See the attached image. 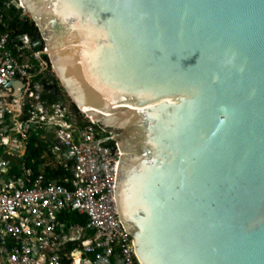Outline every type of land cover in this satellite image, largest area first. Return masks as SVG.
<instances>
[{"label":"water","instance_id":"1","mask_svg":"<svg viewBox=\"0 0 264 264\" xmlns=\"http://www.w3.org/2000/svg\"><path fill=\"white\" fill-rule=\"evenodd\" d=\"M25 2L74 103L120 132L141 264H264V0Z\"/></svg>","mask_w":264,"mask_h":264},{"label":"built area","instance_id":"2","mask_svg":"<svg viewBox=\"0 0 264 264\" xmlns=\"http://www.w3.org/2000/svg\"><path fill=\"white\" fill-rule=\"evenodd\" d=\"M35 48L30 35L0 34V264H110L115 254L121 264H141L116 201L120 146L83 110L81 126L68 108L44 101L35 78L50 66ZM19 79L27 83L21 97L8 88ZM36 128L56 135L54 152L69 172L65 184L36 176L24 161L21 149ZM12 152L23 163L22 176L10 173ZM64 212L87 215V228L63 221ZM88 231L97 235L86 238Z\"/></svg>","mask_w":264,"mask_h":264},{"label":"trees","instance_id":"3","mask_svg":"<svg viewBox=\"0 0 264 264\" xmlns=\"http://www.w3.org/2000/svg\"><path fill=\"white\" fill-rule=\"evenodd\" d=\"M15 1L16 0H0V34L11 31L14 32V37L18 35H30L33 37L40 32V28L30 16L25 15L23 8H19L15 5ZM44 49L45 46L35 48L37 52L44 51ZM43 59L49 63L50 68L49 70L39 74L35 78V82H42V84L47 83L49 85L56 83L59 85L60 90L58 93L44 94V101L47 102L49 106L59 104L66 108L71 107L74 112L78 113L80 111L78 106L71 100L70 97H68L67 93L63 94L64 87H62V82L60 81L57 74L53 72V66L50 57L45 54L43 55ZM80 115L83 117L85 116L82 115V113H80ZM80 125L84 126V122L82 120L80 121ZM46 134V129L36 128L32 131L28 141V150L25 160L28 164V167L33 169L36 176L44 174L49 180L58 179L63 177L65 174L67 175L68 172L61 167L53 168L48 166V158L46 157V154L51 149V143L43 138ZM108 135L112 136L110 132ZM13 172L17 173L19 176L23 175V171L17 166L14 168ZM63 184H65L64 181ZM61 219L63 221L69 222L70 225L79 229L87 228L90 221L87 215H81L79 212H64L61 215ZM96 235L97 233L95 231L86 232V238L95 237ZM81 243V241L71 242L68 245V249L73 251L77 249ZM65 262H67V259H65ZM110 264H121L120 259L116 254L112 258Z\"/></svg>","mask_w":264,"mask_h":264},{"label":"crops","instance_id":"4","mask_svg":"<svg viewBox=\"0 0 264 264\" xmlns=\"http://www.w3.org/2000/svg\"><path fill=\"white\" fill-rule=\"evenodd\" d=\"M27 90V89H26ZM26 90L23 91L22 95L26 94ZM18 95V94H16ZM19 97V96H18ZM77 117V116H76ZM81 121V119H79ZM79 121V123H80ZM38 129V128H37ZM41 129H46L47 130V134L43 137L45 140H48V142L51 143V149L50 151L52 153H49L50 151H48V153L46 154V157L48 158V166H51L53 168H63L62 164H61V159L59 157V155H57L55 152H54V145H55V142H56V135L54 133H52L51 129H48V128H41ZM27 150H28V142L27 144H24L21 151H22V154H24L26 156L27 154ZM17 153H14L12 155H10L8 158L11 159L10 162H11V165L14 166L13 164H19L21 166V170L23 171V174H24V170L22 169V164L18 159V154L16 155ZM24 161L26 162L25 160V157H24ZM27 163V162H26ZM28 166V164H27ZM12 168V167H11ZM29 168V167H28ZM32 169V168H31ZM65 170V168H63ZM14 168L11 169V175H18L17 173H14L13 172ZM33 170V169H32ZM68 172V171H67ZM69 175V172L68 174L64 175L63 177H60L58 179H61L62 181H65L66 177ZM9 175H5V177H8ZM19 176V175H18ZM77 228V227H76ZM82 229V228H81Z\"/></svg>","mask_w":264,"mask_h":264},{"label":"rangeland","instance_id":"5","mask_svg":"<svg viewBox=\"0 0 264 264\" xmlns=\"http://www.w3.org/2000/svg\"><path fill=\"white\" fill-rule=\"evenodd\" d=\"M26 13V12H25ZM26 15H28V16H30L31 18H33V14H32V12H31V10L28 8V11H27V13H26ZM49 44H48V42L46 43V46H47V49H48V46ZM46 50V49H45ZM44 50V51H45ZM40 52H43V51H40ZM53 65H54V63H53ZM53 72H55V73H57L56 71H55V68H54V66H53ZM57 76H58V74H57ZM59 77V76H58ZM62 87H64V85L62 84ZM65 93H67V95H68V97H70L71 98V96L68 94V92H67V90H66V88L64 87V89H63V94H65ZM71 100L74 102V100L71 98ZM70 106H71V104H70ZM79 112L78 113H76V112H74L73 111V109L71 108V107H68V111H69V114L71 113L72 114V116H71V118L72 119H74V121L75 122H79L80 120L79 119H81V120H83V118H85V116L83 117V116H81L80 115V113H82V115H83V112H82V110H81V108H79ZM77 116V117H76ZM113 137H114V139L117 141H119V140H121V135H120V132L118 131V130H116V131H113ZM49 153H52L51 151L49 152ZM10 155L11 154H14L13 152L12 153H9ZM14 166H12L11 165V167L12 168H15L16 167V164H13ZM17 167L19 168V169H21V166L19 165V164H17Z\"/></svg>","mask_w":264,"mask_h":264},{"label":"flooded vegetation","instance_id":"6","mask_svg":"<svg viewBox=\"0 0 264 264\" xmlns=\"http://www.w3.org/2000/svg\"><path fill=\"white\" fill-rule=\"evenodd\" d=\"M46 86H47V93L48 94H52V93H58L60 90H59V86L58 87H56V83H54V84H51V85H49V84H45ZM49 85V86H48ZM111 133V135H112V137L114 136L113 135V131H111L110 132Z\"/></svg>","mask_w":264,"mask_h":264},{"label":"bare ground","instance_id":"7","mask_svg":"<svg viewBox=\"0 0 264 264\" xmlns=\"http://www.w3.org/2000/svg\"><path fill=\"white\" fill-rule=\"evenodd\" d=\"M24 5H25L26 7L28 6L27 3L25 2V0H24ZM81 255H82V254H78V255H77V256H78V259H79V260H78L79 262L81 261V259H80V258H81Z\"/></svg>","mask_w":264,"mask_h":264}]
</instances>
